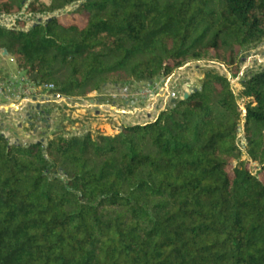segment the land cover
<instances>
[{
	"label": "trees",
	"instance_id": "trees-1",
	"mask_svg": "<svg viewBox=\"0 0 264 264\" xmlns=\"http://www.w3.org/2000/svg\"><path fill=\"white\" fill-rule=\"evenodd\" d=\"M68 5L72 22L41 18ZM23 11L34 22L0 25V51L69 98L202 60L237 77L264 41V0H0V16ZM212 96L237 107L207 71L114 134L10 142L0 122V264H264V64L241 79L243 150L238 112Z\"/></svg>",
	"mask_w": 264,
	"mask_h": 264
},
{
	"label": "rangeland",
	"instance_id": "rangeland-1",
	"mask_svg": "<svg viewBox=\"0 0 264 264\" xmlns=\"http://www.w3.org/2000/svg\"><path fill=\"white\" fill-rule=\"evenodd\" d=\"M71 8V5L56 6L42 15L41 18L57 16L63 21L72 22V19L67 16ZM20 18L27 22V26L34 22V19L23 11L16 15L0 16V25L10 26L15 20ZM75 22L79 23L78 19ZM237 62L240 65V72L237 77H233L229 68L223 63L202 60L186 63L175 70L170 76L155 77L150 83H136L130 87L127 85L115 86L107 84L103 88L81 97L79 102L85 105L83 108L67 105L68 101L59 102L50 99V101H44L41 105V112L40 110L36 111L35 107H31L28 104L19 113H16V103L20 101V97L26 95L29 101H32L33 96L49 95V90L42 89L39 92L22 94L21 91L26 86H21L15 76H18L17 71H24L18 68L10 56L0 51V84L3 83V86L7 87V84L12 82V84H9V87L10 89L14 88L10 90V99L0 96V106H5L3 108L0 107L1 130L10 142L18 140L22 143L38 140L46 142L48 139L55 140L59 136L83 134L87 131L114 134L121 125L151 120L161 110L166 108L170 101L175 98H181L184 93H190L195 87L198 88L205 72L213 71L214 74L223 75L230 80L231 91L233 92L234 101L237 106L236 109L229 105V101L225 97L212 96V99L216 100L225 112L233 113V110L238 112L239 129L236 141L240 149L243 150L244 148L241 143L244 142L243 118L246 101L238 97V93L241 89L243 74L256 70L264 64V47H262L261 43L246 47L239 55ZM29 79L34 84H46L33 81L31 78ZM156 83L160 87L161 96H157L156 101L151 100L148 102L144 92L152 91L156 93L154 89ZM11 93L14 95L20 94V97H15ZM38 101L40 100L38 99ZM126 101L127 113H123L122 111H125L126 108ZM150 105H153L152 109ZM106 106H109V108ZM4 108L8 111L4 112ZM148 108L152 112L151 116L150 118H143L142 115L148 111ZM25 112L28 114H25ZM33 114L36 115L32 116ZM3 115H8L9 117H3ZM18 124H20V127H18ZM242 161L246 162L249 169L256 175L260 167L249 160L245 153H243L241 160L237 164Z\"/></svg>",
	"mask_w": 264,
	"mask_h": 264
},
{
	"label": "built area",
	"instance_id": "built-area-1",
	"mask_svg": "<svg viewBox=\"0 0 264 264\" xmlns=\"http://www.w3.org/2000/svg\"><path fill=\"white\" fill-rule=\"evenodd\" d=\"M17 74L18 76L16 75V79L18 80L19 84L24 85L26 86V88H24L21 93L22 94H27L28 92H39L40 90L42 89H47V90H50L53 88V85L52 84H34L33 82L30 81V79L25 75L24 72H21V71H17ZM12 84V82H10ZM9 83V84H10ZM9 84H7V87H4L3 86V83L0 84V96H3L5 97L6 99H10V90L14 89V88H11L9 87ZM154 89L156 90V93H153L152 91H145L144 94L146 96V99L148 102H150L151 100H157V96H161L160 94V87L158 86V84L156 83ZM164 93V92H163ZM11 95H14L13 93H11ZM163 95V94H162ZM15 97H20V94H16L14 95ZM38 99L40 101H50V99H54L56 101H59V102H65V101H68V104L67 105H70V106H78V107H85V105L83 103H80L79 101L81 100V97H65V96H61V95H58V94H47V95H40V96H33L32 97V101H38ZM136 99V98H134ZM20 101L21 100H26L27 102L29 101L28 99V96H23V97H20L19 99ZM33 101V102H34ZM30 102V101H29ZM1 108L3 106H0ZM104 107V106H103ZM107 108H109V106H106ZM151 109L153 107V105H150ZM111 108V107H110ZM128 108H130V106H128ZM123 113H127V101H126V108H125V111H122ZM151 111L150 109L148 108V111H146L142 117L144 118H148V116H151ZM127 117V116H125ZM242 147L244 148V142L241 143Z\"/></svg>",
	"mask_w": 264,
	"mask_h": 264
},
{
	"label": "crops",
	"instance_id": "crops-1",
	"mask_svg": "<svg viewBox=\"0 0 264 264\" xmlns=\"http://www.w3.org/2000/svg\"><path fill=\"white\" fill-rule=\"evenodd\" d=\"M261 45H262V47H264V41L261 43ZM34 101V100H33ZM26 101V100H21V101H18L17 103H16V106H17V108L15 109V112L16 113H19L26 105L28 106V104H29V106H31V107H35V110L36 111H39L40 109H41V105L44 103L43 101L42 102H40V101ZM3 107H5V106H3ZM2 107V108H3ZM101 109V108H100ZM4 110V112H7L8 110L7 109H3ZM40 112H41V110H40ZM9 115H10V113H8ZM25 114H28L27 112H25ZM36 114H33L32 116H35ZM6 117H9L8 115H5ZM4 115H3V117H5ZM29 123H31V122H29ZM18 127H20V124H18ZM7 130V129H6ZM15 134H17V133H15Z\"/></svg>",
	"mask_w": 264,
	"mask_h": 264
},
{
	"label": "water",
	"instance_id": "water-1",
	"mask_svg": "<svg viewBox=\"0 0 264 264\" xmlns=\"http://www.w3.org/2000/svg\"><path fill=\"white\" fill-rule=\"evenodd\" d=\"M187 95H188L187 93H184V97H187ZM148 117L150 118V116H148Z\"/></svg>",
	"mask_w": 264,
	"mask_h": 264
}]
</instances>
